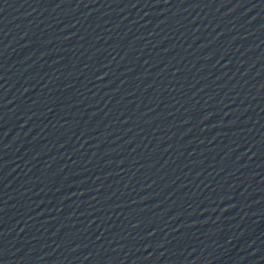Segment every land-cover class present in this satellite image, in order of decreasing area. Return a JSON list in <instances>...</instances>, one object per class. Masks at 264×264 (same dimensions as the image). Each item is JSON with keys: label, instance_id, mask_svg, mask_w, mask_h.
Here are the masks:
<instances>
[{"label": "water", "instance_id": "1", "mask_svg": "<svg viewBox=\"0 0 264 264\" xmlns=\"http://www.w3.org/2000/svg\"><path fill=\"white\" fill-rule=\"evenodd\" d=\"M263 182L264 0H0V264Z\"/></svg>", "mask_w": 264, "mask_h": 264}]
</instances>
